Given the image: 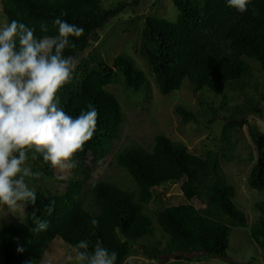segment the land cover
Returning <instances> with one entry per match:
<instances>
[{
  "label": "trees",
  "instance_id": "16d2710c",
  "mask_svg": "<svg viewBox=\"0 0 264 264\" xmlns=\"http://www.w3.org/2000/svg\"><path fill=\"white\" fill-rule=\"evenodd\" d=\"M170 1L177 10L176 19L171 22L146 16L134 45V53L143 60L162 96L179 90L186 80L193 94L205 89L221 97L220 107H224L227 91L243 92L252 87L246 59L254 61L264 75V0H249L244 13L229 7L227 0ZM133 3L137 4L138 0ZM0 5L7 23L17 20L34 27L37 38L57 35V27L53 24L57 17L83 28L80 37L69 38L72 43L64 50L65 57H74L97 45L102 31L121 10L120 6L103 10L101 0H0ZM42 23L47 24V33L41 32ZM88 57L97 62V68H89L86 58L79 61L71 81L58 91L66 95L58 107L73 118L95 108L98 111L95 132L73 156L79 165L64 193L36 191L35 204L23 207L24 222L15 221L0 227L2 264H39L44 249L55 238L72 248L79 241H87L89 252L100 244L118 253L115 264H124L136 243L153 235V221L146 212L147 205L161 203L159 190L173 184H180L186 204H160L154 221L166 238L165 245L161 250L158 248L160 242L144 246L143 254L152 260L164 254L183 261V255L194 253L226 259L231 231L245 228L247 216L234 204L235 188L227 181L215 151L209 150L203 157L196 156L186 146L163 134L154 138L150 151L139 146L125 148L116 154L115 163L129 176L133 190L126 191L98 181L90 190L92 206H85L76 174L83 176L98 166L119 138L124 123L122 108L106 87L114 82L117 72L123 76L124 87L129 90L137 91L147 81L128 55L117 56L111 65L99 61L96 55ZM256 102L246 96L243 104L231 109L221 135L227 153H221V157L230 159L231 131L248 125L257 158L246 182L250 189L263 193L264 133L253 130L246 119ZM200 103L203 104L202 99ZM208 109L212 114L208 122L213 123L217 110ZM175 113L184 124L199 122L196 114L182 106H177ZM30 153L45 165V173L52 172L39 153L34 150ZM195 199L207 206L198 210L192 205ZM52 201H55L54 211L49 215L47 206ZM254 208L259 218L250 227L249 235L264 252V199ZM34 217L49 221L48 229L34 234L31 231ZM93 219L98 221L95 226L91 223ZM21 247L22 252L18 251Z\"/></svg>",
  "mask_w": 264,
  "mask_h": 264
},
{
  "label": "rangeland",
  "instance_id": "374dc122",
  "mask_svg": "<svg viewBox=\"0 0 264 264\" xmlns=\"http://www.w3.org/2000/svg\"><path fill=\"white\" fill-rule=\"evenodd\" d=\"M119 6L121 7L120 12L102 31L98 44L88 51L77 53L74 58L78 62L86 58V65L92 69L97 68L98 65L95 60H88V56L91 54L96 55L99 61L107 65H111L119 55H128L133 59L135 67L145 74L147 81L139 90H129L124 87L123 76L117 72L114 82L106 87V90L115 96L121 106L124 113V123L119 138L113 142L98 166L89 169L83 176L76 174V178L82 186L85 206L87 208L92 206L90 190L93 184L98 181L108 182L123 190L132 191L134 185L131 179L115 163L116 154L132 146H139L150 151L154 144V138L163 134L173 142L186 146L188 151L196 156L203 157L209 150L217 152L222 171L236 191L234 204L246 214L247 226L232 229L226 259L208 258L202 253L183 255V261L175 260L173 255L164 254L159 255L158 260L147 258L143 254L144 246L150 247L154 243L160 242L158 248L161 250L166 241L154 221V214L159 206L163 204L165 206L186 204L179 189L180 184H173L159 190L162 196L161 203L151 202L147 205L146 212L153 221V235L147 240L137 242L135 249L131 251L124 264H264V252L254 244L249 235L250 227L259 218L254 205L264 199V192L250 189L246 182L249 171L257 158L248 125L231 131L230 141L233 149L228 153L230 159L224 160L221 157V153H227L226 145L221 141L222 131L227 123L226 119L231 114L232 108L243 104L246 96L257 101L253 112L246 118L247 122L253 130L264 133L263 73L254 61L246 59L245 62L250 69L249 81L252 87L246 88L243 92L227 91L224 107H220L221 97H216L205 89L193 94L186 80L182 82L179 90L168 96H162L143 60L134 53V45L146 16H155L173 22L176 19L177 10L170 0H138L137 4L133 3V0H101L103 10H111ZM5 24H7V19L2 13L0 5V28ZM64 96H66L64 92H57L58 104L61 99L65 98ZM201 99L203 104L200 103ZM177 106H182L196 114L199 122L184 124L175 113ZM208 108L217 110L213 123L208 122L212 118ZM30 152L31 150L27 152L28 159L24 166L31 168L34 173H39V176L26 177L28 186L34 192L39 190L64 193L67 183L75 177L76 172L74 171L78 169L77 165L79 164L76 159L72 158L76 162L75 167L63 169L53 168L48 162L46 167L52 168V172L47 174L43 171L45 165L39 162V159L33 158ZM39 155L43 158L42 154L39 153ZM192 205L202 211L207 203H201L195 199L192 201ZM15 221L24 222L23 207L9 211L7 206L0 205V227ZM69 253H72L74 257L75 249L65 244L61 239L55 238L44 249L39 264H76L75 259L71 262L67 260ZM0 264H2L1 254Z\"/></svg>",
  "mask_w": 264,
  "mask_h": 264
},
{
  "label": "clouds",
  "instance_id": "9594fccd",
  "mask_svg": "<svg viewBox=\"0 0 264 264\" xmlns=\"http://www.w3.org/2000/svg\"><path fill=\"white\" fill-rule=\"evenodd\" d=\"M249 0H227V5L240 13L247 11ZM62 15H64L62 13ZM57 35L37 38L34 27L12 20L0 28V205L15 211L26 204H35L36 195L26 177H38L24 166L27 152L43 155L53 168L75 167L73 156L91 139L98 111L89 108L73 118L58 107L56 94L71 78L78 60L65 57L70 37H80L84 29L57 17L53 21ZM47 33L46 23L40 25ZM18 153V155H16ZM33 158H35L33 156ZM55 201L47 206L49 215ZM95 226L98 221L93 219ZM34 234L44 232L49 221L33 219ZM87 241L75 246L76 264H115L118 253L97 244L88 251ZM23 251V248H18Z\"/></svg>",
  "mask_w": 264,
  "mask_h": 264
}]
</instances>
